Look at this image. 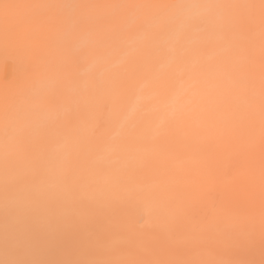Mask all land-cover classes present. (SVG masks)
<instances>
[{
  "label": "bare ground",
  "instance_id": "1",
  "mask_svg": "<svg viewBox=\"0 0 264 264\" xmlns=\"http://www.w3.org/2000/svg\"><path fill=\"white\" fill-rule=\"evenodd\" d=\"M264 264V0H0V264Z\"/></svg>",
  "mask_w": 264,
  "mask_h": 264
},
{
  "label": "snow or ice",
  "instance_id": "2",
  "mask_svg": "<svg viewBox=\"0 0 264 264\" xmlns=\"http://www.w3.org/2000/svg\"><path fill=\"white\" fill-rule=\"evenodd\" d=\"M3 264H8V262H3Z\"/></svg>",
  "mask_w": 264,
  "mask_h": 264
}]
</instances>
